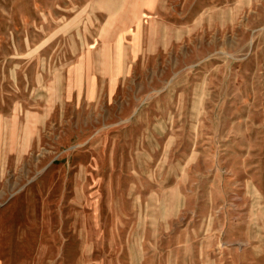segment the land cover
I'll return each instance as SVG.
<instances>
[{"label":"rangeland","instance_id":"374dc122","mask_svg":"<svg viewBox=\"0 0 264 264\" xmlns=\"http://www.w3.org/2000/svg\"><path fill=\"white\" fill-rule=\"evenodd\" d=\"M0 264H264V0H0Z\"/></svg>","mask_w":264,"mask_h":264}]
</instances>
